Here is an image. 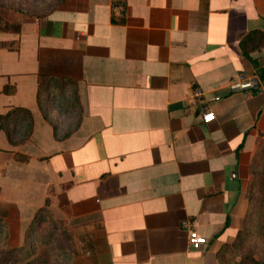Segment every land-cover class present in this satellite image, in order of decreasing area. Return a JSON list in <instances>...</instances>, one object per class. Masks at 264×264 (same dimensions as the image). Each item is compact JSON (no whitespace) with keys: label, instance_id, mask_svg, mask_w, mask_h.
I'll use <instances>...</instances> for the list:
<instances>
[{"label":"crops","instance_id":"crops-1","mask_svg":"<svg viewBox=\"0 0 264 264\" xmlns=\"http://www.w3.org/2000/svg\"><path fill=\"white\" fill-rule=\"evenodd\" d=\"M15 25L0 32V115L23 109L31 129L0 130L7 248L37 219L64 226L70 264H219L264 141V0H59ZM239 76L258 90L231 92Z\"/></svg>","mask_w":264,"mask_h":264},{"label":"rangeland","instance_id":"rangeland-1","mask_svg":"<svg viewBox=\"0 0 264 264\" xmlns=\"http://www.w3.org/2000/svg\"><path fill=\"white\" fill-rule=\"evenodd\" d=\"M58 2L59 0H0V17L3 24L16 26L15 24L25 18L45 16ZM19 134L16 133V139H19ZM248 174L246 197L247 201H251L250 215L247 220H242L235 237L223 243L217 250V254L223 252L221 264H238L242 260L243 264L264 262V141L256 144ZM51 227L49 226V229ZM46 230L48 228L43 230V233H33L26 237V245L19 248L18 254L6 257L7 251L10 250L6 244V231L1 224L0 264H70L71 247L64 226H58L53 236ZM239 232H243V238L238 239ZM27 244L30 245L28 250ZM217 260L220 259L217 257Z\"/></svg>","mask_w":264,"mask_h":264},{"label":"trees","instance_id":"trees-1","mask_svg":"<svg viewBox=\"0 0 264 264\" xmlns=\"http://www.w3.org/2000/svg\"><path fill=\"white\" fill-rule=\"evenodd\" d=\"M16 29H17V26H9L7 24H3V21H2V19L0 17V32H6V31H10V30L11 31H16ZM252 37H253V34H251L248 37L247 40H251ZM247 43H248L247 41L246 42L242 41V43H241V47H242V50L244 52V55H247L248 50L251 48V47L249 48V46L246 45ZM262 77H264V73H263ZM29 121H30V116L25 110L19 109V108H15L13 110L8 111L4 115H0V130L5 131L6 135L8 136L10 141L13 143V142H15V141H13V137L16 138V133H17L16 129H14L15 126H17V124L20 123L25 128L27 127L26 130L21 133V137H27L29 132H30V129H31V125H30ZM251 208H252L251 201L248 200V208H247V212H246L243 220H247V218L250 215ZM0 228H1V222H0ZM47 228H48V222L47 221L42 224L41 221H39V220L37 221V219H36L33 222L32 226H31V229H30V232H29V236H31V234H33L34 230H36V229L38 231H42L43 232V230H45ZM46 231H48V230H46ZM241 237L242 238L244 237L243 232H239L238 233V239H240ZM27 245L28 246L26 247V249L28 250L30 248L29 247L30 245L29 244H27ZM31 245H33V244L31 243ZM224 251L225 252L227 251L225 246H224ZM18 252H19V248L7 251L6 257H14V256H16L18 254ZM222 253L219 252L217 254V257L220 259L218 261L219 264H221V259L223 257ZM243 263H244V261L242 260L238 264H243ZM262 264H264V262H262Z\"/></svg>","mask_w":264,"mask_h":264},{"label":"built area","instance_id":"built-area-1","mask_svg":"<svg viewBox=\"0 0 264 264\" xmlns=\"http://www.w3.org/2000/svg\"><path fill=\"white\" fill-rule=\"evenodd\" d=\"M113 11H123L124 7L122 4L120 3H115L112 6ZM229 90L233 93H241L245 96H248L250 94H252L254 91L258 90V81L257 79L254 78H244L239 76L237 81H230L229 86H228ZM202 92L197 89L194 88L192 90L191 93V98L196 100V101H200L202 98ZM219 98H213V100H218ZM215 116L214 114L209 111L208 109H203L202 113H201V121L204 124H209L212 121H214ZM234 177V175H232ZM188 227V223L183 222L182 223V228H187ZM189 235H188V242L189 245L192 249H200L202 246H205L207 244L206 239L197 235L193 230H189L188 231Z\"/></svg>","mask_w":264,"mask_h":264}]
</instances>
